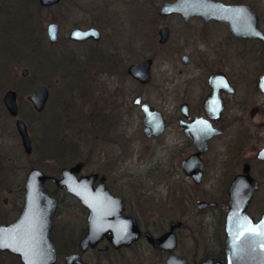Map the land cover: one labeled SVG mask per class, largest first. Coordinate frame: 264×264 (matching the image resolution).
Returning a JSON list of instances; mask_svg holds the SVG:
<instances>
[{"label":"flooded vegetation","instance_id":"flooded-vegetation-1","mask_svg":"<svg viewBox=\"0 0 264 264\" xmlns=\"http://www.w3.org/2000/svg\"><path fill=\"white\" fill-rule=\"evenodd\" d=\"M173 1L143 3L138 39L127 36L125 45L124 37L112 40L108 23L101 14L87 11L83 0H0V41L18 17L16 41H30L24 54L64 58L67 63L63 72H33L18 59L10 65L8 78L0 76V106L20 150L16 120L27 128L31 151L26 156L36 143L24 115L45 114L54 102L62 104V147L57 154L66 159L57 175L43 171L48 176L44 185L57 199L51 240L54 244L57 231L64 244L55 246L54 264H65V256L74 252L85 264H261L252 248L231 260L225 251L234 202H243L251 192L244 213L254 223L264 215V159L258 156L264 147V40L255 35H264V0H209L201 5L214 10L187 19L178 12H160L164 3ZM90 28L96 37H71L74 29ZM1 49L5 54V41ZM11 54L21 56L22 50ZM137 64H143L140 79L133 74ZM250 69L256 71L251 75ZM60 82L65 85L55 91ZM40 85L47 98L37 111L28 97ZM9 92L17 116L6 107ZM251 141L262 143L247 147ZM47 146L39 143L42 153L53 156L58 146ZM12 160L0 153V188ZM77 164L76 178L88 179L85 183L90 182L105 217L112 218L121 206L123 216L135 219L139 237L132 243L115 247L112 231H107L97 245L80 251L88 209L56 182L63 169ZM25 178L16 188L5 186L19 205L16 216L0 224L21 213ZM7 201L2 198L3 204ZM62 205L76 206L83 214L79 234L70 222L55 229ZM68 228L70 239L64 236ZM166 235H173V247L168 241L160 246L151 241ZM90 253L107 257L88 260ZM0 264L21 262L0 250Z\"/></svg>","mask_w":264,"mask_h":264},{"label":"water","instance_id":"water-1","mask_svg":"<svg viewBox=\"0 0 264 264\" xmlns=\"http://www.w3.org/2000/svg\"><path fill=\"white\" fill-rule=\"evenodd\" d=\"M50 0H45L48 2ZM209 0H174L171 3H164L160 12H178L187 19L192 14L206 15L209 10ZM94 29H74L71 37L75 39H86L96 37ZM264 40V35L259 31L255 34ZM143 64L133 66V74L140 79ZM142 74V73H141ZM264 90V77L261 82ZM6 107L9 113L17 116V106L13 92L5 96ZM33 107L41 111L47 98V90L40 85L35 89L34 94L28 97ZM16 129L21 137L23 150L26 153L31 151V143L25 123L21 119L16 120ZM258 156L264 159V147L259 150ZM80 164L71 169H63L61 177L56 181L60 187H65L72 195L76 196L80 204L88 209L87 230L79 241L80 251L88 247H94L99 243L107 231H112L110 241L113 246L129 245L139 237V229L133 217L123 216L122 207L107 218L100 211L95 192L91 189L88 179H77L74 171L79 170ZM47 175L39 168L32 167L28 170L24 181L23 207L19 216L12 222L0 224V250L16 255L21 264H54L56 261V247L51 240L52 219L57 206V199L49 195L44 183ZM90 181V180H89ZM251 195L242 202H234L226 225V257L228 260L239 258L243 251H250L251 248L260 255L258 259L264 264V215L254 223L244 213V207ZM109 198V197H108ZM111 200V199H110ZM121 203V201H120ZM236 214V216H234ZM155 246H160L168 241L170 247L175 244L173 235H166L162 238L151 240ZM174 255L170 259H176ZM65 264H85L78 252L65 256Z\"/></svg>","mask_w":264,"mask_h":264},{"label":"rangeland","instance_id":"rangeland-1","mask_svg":"<svg viewBox=\"0 0 264 264\" xmlns=\"http://www.w3.org/2000/svg\"><path fill=\"white\" fill-rule=\"evenodd\" d=\"M156 1L157 0H83L87 11H92L93 15L95 13L94 16H96V13L101 14L105 22L108 23L107 26L111 29L113 33L112 35L114 36L112 40H121L124 37L125 45L128 44L126 39L127 36L130 38H134L136 36L135 40L138 39V30L141 27L138 19L142 13V4H151ZM17 18L14 26H12L10 30L7 29L8 31L5 33V37H1L0 44L2 45V43L5 41L6 50L5 54H3L2 49V52L0 53V76L3 77V75H5L8 78L9 73L7 72L10 65H13L15 60L18 59L21 61V67H29L30 65V68L33 72L51 69H56L59 72H63L64 68L67 66L66 59L64 58L58 59L55 57H46L37 59L29 54H24L25 47L30 46V41L26 37H20V43L16 41L18 39L19 33V21ZM1 19L0 27L3 28L4 23ZM151 24L152 19L150 17V27ZM19 49L22 50L21 56H11V53L14 52V50L18 51ZM248 63L249 61H246L245 66H247ZM69 66L77 67L78 64L71 63ZM255 71L256 70L254 69H250L251 75ZM64 85L65 83L62 84V82H60V84H58L54 90L56 91L60 88H63ZM55 97H57L56 94L53 95V99ZM24 117L26 118L27 123L34 135V140L36 143V149L30 156H26L22 148L20 150L17 140L14 136L11 120L0 106V153L9 154L13 157L12 162L7 164V168L1 175L4 182L0 188V223H5L13 219L17 214L16 207L19 205L17 196H15L16 194L7 192L5 186L9 188H16L15 186L19 185L20 183L22 184L31 163L34 167L43 170L46 174L55 176L58 173L57 169H59L61 164L66 159V156L57 154L61 151L62 147V141L60 140L62 136V104L60 102H54L50 106L49 111H46L45 114L36 115L32 113L25 114ZM235 142L236 138H233L231 145H234ZM39 143L44 148H48L47 145H51L53 147L56 145L58 147H55L57 150L53 152V156L48 157V155L41 152ZM261 143L262 141L258 143L251 141L250 143H247L246 146L248 147L254 144V146L259 147ZM14 165L18 167L16 172L10 170V167L13 169ZM0 180L2 179L0 178ZM3 197L7 198V204H3ZM60 208L63 213L57 214L54 218V225L56 227L55 229L57 230V227L60 224L70 222L75 226V233L79 234L80 224H84L83 214L76 206L69 205V207H67L62 205ZM71 230L72 229L68 228V231L66 230L64 232L66 239H70L69 235L72 232ZM55 234L56 236L54 235V244L57 248L61 249L64 247V244L61 240V235L57 231ZM88 255V260L107 257L104 254H97L96 256L95 253H90Z\"/></svg>","mask_w":264,"mask_h":264},{"label":"trees","instance_id":"trees-1","mask_svg":"<svg viewBox=\"0 0 264 264\" xmlns=\"http://www.w3.org/2000/svg\"><path fill=\"white\" fill-rule=\"evenodd\" d=\"M56 232H53V239H54V241H55V237H54V235L56 236V234H55ZM59 253H61L60 251H59Z\"/></svg>","mask_w":264,"mask_h":264}]
</instances>
